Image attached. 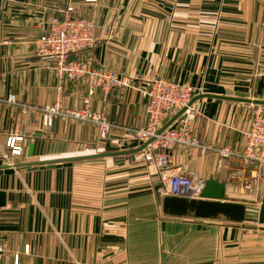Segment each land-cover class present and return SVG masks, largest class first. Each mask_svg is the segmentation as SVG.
I'll return each instance as SVG.
<instances>
[{
  "label": "crops",
  "instance_id": "0c3cea01",
  "mask_svg": "<svg viewBox=\"0 0 264 264\" xmlns=\"http://www.w3.org/2000/svg\"><path fill=\"white\" fill-rule=\"evenodd\" d=\"M70 4L73 17L94 21L96 39L69 59L129 81L91 99L112 126L104 140L88 122L53 116L45 124L58 81L34 42ZM149 74L190 85L193 97L264 101V0H0V264H264V228L164 214L156 167L138 153L85 158L144 144L132 131L147 124ZM86 91L65 80L62 109L81 108ZM192 105L193 136L243 148L254 104L206 97ZM18 135L23 151L9 155L6 139ZM167 158L170 174L212 178L225 185V200L259 208L264 171L236 158L218 166L214 151L183 146Z\"/></svg>",
  "mask_w": 264,
  "mask_h": 264
},
{
  "label": "built area",
  "instance_id": "2783aa9c",
  "mask_svg": "<svg viewBox=\"0 0 264 264\" xmlns=\"http://www.w3.org/2000/svg\"><path fill=\"white\" fill-rule=\"evenodd\" d=\"M84 1L94 2L95 0ZM73 11V5L70 4L61 16L52 17L45 31L34 42L36 56L51 63L58 81L55 103L42 110L45 124L48 125L53 116L88 122L96 127L98 139L104 140L112 126L104 111L92 110L91 99L95 90H99L104 97L112 88L128 86L129 81L107 67L94 66L88 61L69 59L71 54L92 48L96 39L94 21L85 17H73ZM65 80L85 82L87 91L82 99L81 108L62 109L60 96ZM145 82L147 84L144 92L147 98L145 108L147 124L145 127L134 129L132 135L135 140L142 143L153 138V141L137 154V158L140 161L153 163L156 167L159 178L156 192L159 196L197 199L203 188L201 180L194 179L189 173H169L167 152L176 146L192 148L203 155L214 151L218 166L227 159L236 158L245 166H254L264 171L263 106H252L250 124L241 150L234 151L229 147L216 149L203 144L191 133V126L197 115L193 105L190 104L195 94L194 88L151 74L146 76ZM6 101L12 104L15 102V97L10 95ZM181 110H183L181 115L157 135V131ZM23 142V136L8 137L5 143L8 154L20 155L23 151Z\"/></svg>",
  "mask_w": 264,
  "mask_h": 264
},
{
  "label": "water",
  "instance_id": "95a60500",
  "mask_svg": "<svg viewBox=\"0 0 264 264\" xmlns=\"http://www.w3.org/2000/svg\"><path fill=\"white\" fill-rule=\"evenodd\" d=\"M206 97H215L222 98L232 101H239L245 103H252L254 105L264 106V101L258 100H245L213 95H198L191 99L190 104H193L194 101L200 98ZM183 112L179 111L176 115L170 118L158 131L157 135L168 128ZM153 138L146 141L139 148L131 151H124L119 153H110V154H99L88 156L85 158H96V157H105V156H114L118 154L122 155H131L134 158V155L143 151L151 142ZM33 145L30 144L28 147V156L32 154ZM53 162V161H50ZM47 163V162H44ZM225 185L223 183L217 182L212 178L204 181L203 188L198 195L197 199H188L183 197H164L162 201V210L163 213L168 216L174 217H186L193 216L194 218L199 219H216L220 216L226 218L231 222H243L249 218H257L259 224H264V193L261 197V202L259 208L248 207L243 204L231 202L225 200L224 197ZM5 204V194L0 192V207Z\"/></svg>",
  "mask_w": 264,
  "mask_h": 264
},
{
  "label": "rangeland",
  "instance_id": "374dc122",
  "mask_svg": "<svg viewBox=\"0 0 264 264\" xmlns=\"http://www.w3.org/2000/svg\"><path fill=\"white\" fill-rule=\"evenodd\" d=\"M208 2H211V0H208ZM206 18H209L210 19V21L211 20H213V15H211V14H206ZM208 24H211V23H208ZM211 30H213L214 28H210ZM248 207H253V208H258L257 206H248ZM256 220L257 219H255V218H252V219H249V220H247L246 221V226H250V227H252V228H255V229H257V228H264V227H259L260 225H258L257 224V222H256Z\"/></svg>",
  "mask_w": 264,
  "mask_h": 264
}]
</instances>
